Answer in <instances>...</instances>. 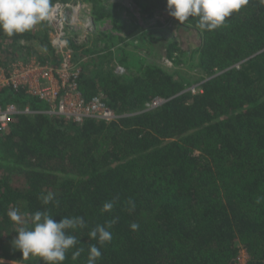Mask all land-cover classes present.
<instances>
[{
	"label": "trees",
	"instance_id": "1",
	"mask_svg": "<svg viewBox=\"0 0 264 264\" xmlns=\"http://www.w3.org/2000/svg\"><path fill=\"white\" fill-rule=\"evenodd\" d=\"M79 1L91 4L96 23L110 19L131 39L142 31L127 25L119 1ZM148 1L149 10L168 12L167 0ZM173 19L200 38L196 94L186 91L190 82L159 66L139 62L130 71L128 59L118 64L107 44L82 64L79 90L87 101L105 94L117 121L73 123L42 113L48 105L37 97L0 90L1 106L41 112L15 115L0 130V257L26 263L12 241L39 210L56 221L86 219L87 227L73 233L81 243L63 264H87L92 244L102 252L96 264H240L243 250L247 264H264V200L257 203L264 197V5L249 0L210 32L198 28V18ZM49 33L47 21L13 37L0 32V67L37 57L9 62L4 45L31 52L29 44L39 41L55 58ZM70 43L79 61V48ZM119 66L125 73H117ZM157 98L165 102L147 109ZM48 193L54 200L45 205ZM109 201L113 209L102 212ZM13 210L20 222L11 220ZM111 220L110 242L89 239L94 227ZM132 223L139 228L133 231ZM77 248L83 251L74 261Z\"/></svg>",
	"mask_w": 264,
	"mask_h": 264
},
{
	"label": "clouds",
	"instance_id": "2",
	"mask_svg": "<svg viewBox=\"0 0 264 264\" xmlns=\"http://www.w3.org/2000/svg\"><path fill=\"white\" fill-rule=\"evenodd\" d=\"M259 2L264 5V0ZM248 3L249 0H167V10L169 15L180 23L190 18H198V28L210 32L223 26L234 13L239 12ZM55 10L53 0H0V32L8 37L24 34L35 26L50 21ZM53 200L52 193L43 197L45 205ZM262 200L264 197H258L257 203ZM128 203L134 208V202ZM113 207L114 202H105L101 211L109 212ZM9 216L15 222L22 220L18 210L11 211ZM115 223V220H111L106 225H97L88 233L89 239L97 240L100 245L110 242L112 236L108 229ZM86 227L84 216H63L56 221L48 211L38 210L32 215V226L21 227L12 245L22 252L23 260L33 256L39 257L42 264H63L69 250L81 243L73 233ZM130 228L135 231L139 225L132 223ZM82 251V248H77L72 252V259L77 260ZM101 256L102 252L96 244L90 245L87 264H96Z\"/></svg>",
	"mask_w": 264,
	"mask_h": 264
},
{
	"label": "rangeland",
	"instance_id": "3",
	"mask_svg": "<svg viewBox=\"0 0 264 264\" xmlns=\"http://www.w3.org/2000/svg\"><path fill=\"white\" fill-rule=\"evenodd\" d=\"M105 1L110 3L119 1L120 4L116 9L127 22V25L142 31L136 34L134 39H131L124 28H118L110 19L96 23L92 13V30H86L84 26H72L69 32L73 44L79 48L76 50L79 60H83V63L88 61L91 56L94 57L99 52L102 53V49L107 44L112 46L111 50L114 52L115 60L118 64L122 60L128 59L130 71L132 72H136L139 62L159 66L166 72L173 74L177 80L190 82L186 91L197 88L198 81L196 80L201 77V74L197 67L198 54L195 50L199 46L200 38L195 31L181 27L164 10L157 8L149 10L150 2L148 0ZM72 2L80 1L74 0ZM88 5L91 6V4ZM82 21L83 24L87 22L85 17ZM122 39H125V42ZM47 41L50 42V33ZM29 45L32 48L31 52H20L11 45H4L3 50L6 60L12 62L13 57H18L19 55L25 58L34 55L41 60H50L52 58L48 48L44 47L39 41ZM170 48L173 50L172 60L167 55ZM119 67L123 68V66ZM2 253H4V250L0 247V255ZM26 260L24 264H30V260L32 261L31 264H36L38 259L37 257L29 256ZM247 261L248 254L243 250L240 253L239 263L247 264ZM0 263L21 264L18 256L12 260L0 257Z\"/></svg>",
	"mask_w": 264,
	"mask_h": 264
},
{
	"label": "built area",
	"instance_id": "4",
	"mask_svg": "<svg viewBox=\"0 0 264 264\" xmlns=\"http://www.w3.org/2000/svg\"><path fill=\"white\" fill-rule=\"evenodd\" d=\"M55 5V14L47 22L50 47L56 59L52 57L43 62L34 58L27 63L19 61L0 67V90L11 88L37 97L48 105V110L42 113L73 123L82 124L88 119L106 123L117 121L120 116L109 107L105 94L99 93L87 101L79 90L83 60L75 61L69 32L72 26L92 30V7L84 2H56ZM84 17L87 22L83 24ZM117 73H124V69L117 67ZM197 91L196 87L191 90L193 94ZM164 102L157 98L146 104V108L154 109ZM34 113L41 112L32 111L28 106L20 109L15 103L0 105V130H8L13 116Z\"/></svg>",
	"mask_w": 264,
	"mask_h": 264
}]
</instances>
